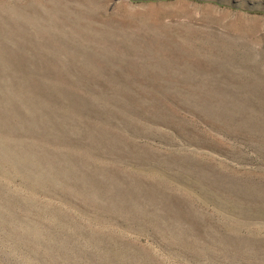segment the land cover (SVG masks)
I'll use <instances>...</instances> for the list:
<instances>
[{"label": "rangeland", "instance_id": "rangeland-1", "mask_svg": "<svg viewBox=\"0 0 264 264\" xmlns=\"http://www.w3.org/2000/svg\"><path fill=\"white\" fill-rule=\"evenodd\" d=\"M0 264H264V0H0Z\"/></svg>", "mask_w": 264, "mask_h": 264}]
</instances>
